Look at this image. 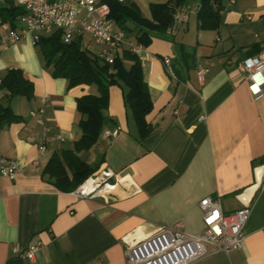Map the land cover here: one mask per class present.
Here are the masks:
<instances>
[{
	"label": "crops",
	"instance_id": "1",
	"mask_svg": "<svg viewBox=\"0 0 264 264\" xmlns=\"http://www.w3.org/2000/svg\"><path fill=\"white\" fill-rule=\"evenodd\" d=\"M126 1L151 18L150 4L167 0ZM184 5L186 16L174 31H148L149 41L142 44L139 60L152 102L145 118L152 131L141 140L120 87L109 86L102 131L79 156L90 165L101 160L96 171L109 168L125 182L92 198L61 191L40 173L53 153L71 148L79 137L76 98L96 94L97 87L67 89L64 78L43 67L29 34L6 44L9 24H0V76L20 68L33 83L31 99L7 101L21 119L0 128V156L17 167L12 179L0 174V264H126L122 236L175 222L188 234L199 232V201L205 196L218 200L224 213L249 205L244 239L229 253L207 245V253L189 264H264V86L255 98L239 68L249 57L264 60V0H222L217 29L198 27L199 0ZM86 36L82 41L90 48L93 40ZM252 45L260 49L249 50ZM197 65L208 69L201 81ZM3 95L0 90L5 100ZM42 105L41 113L30 114ZM105 129L117 133L107 138ZM31 242L40 243L35 262L13 253V245Z\"/></svg>",
	"mask_w": 264,
	"mask_h": 264
},
{
	"label": "built area",
	"instance_id": "2",
	"mask_svg": "<svg viewBox=\"0 0 264 264\" xmlns=\"http://www.w3.org/2000/svg\"><path fill=\"white\" fill-rule=\"evenodd\" d=\"M23 10L15 17L19 27L7 26L4 42L13 44L23 35L29 34L31 42L36 45L43 35L58 30L60 39L71 42L76 36L88 34L97 45V54L105 62L111 63L118 52L125 48L140 57L144 50L142 43L127 38L125 32L114 26L109 16L110 8L107 0H12ZM123 2L124 0H117ZM235 0H229L233 3ZM187 7H177L172 16V24L168 28L174 31L177 25L184 20ZM0 24H3L0 22ZM166 71L171 73L170 58L163 57ZM239 68L245 72L248 79V88L255 98L261 96L264 86V60L259 57L244 59ZM208 71L207 67L197 65L196 74L201 81ZM47 96L42 98V104ZM43 105L36 115L43 111ZM39 123L42 120L38 119ZM117 130L105 129L103 135H116ZM39 152L44 154L45 146H39ZM17 167L12 160L0 156V174L13 178ZM125 180L117 177L109 168L95 171L84 179L73 191L79 197H96L111 194L117 186H124ZM126 190L130 187L126 186ZM203 228L194 234L183 230L180 222L172 225H160L153 232L141 235L133 230L121 240L125 244L126 264H189L207 253V245L214 247V251L229 253L242 247L244 239L243 226L246 222L249 205L243 204L232 212L224 213L218 200L205 196L199 201ZM39 242H31L20 248L13 245V253L35 262V254L39 249Z\"/></svg>",
	"mask_w": 264,
	"mask_h": 264
},
{
	"label": "trees",
	"instance_id": "3",
	"mask_svg": "<svg viewBox=\"0 0 264 264\" xmlns=\"http://www.w3.org/2000/svg\"><path fill=\"white\" fill-rule=\"evenodd\" d=\"M110 13L125 34L133 35L136 41L146 45L149 41L148 31L164 33L172 24L175 9L184 5L185 0H167L164 3L150 4L151 18L142 16L139 11L126 0H107ZM222 0H199L197 8V22L200 29H217L221 23ZM21 7L11 0L0 9V22L15 25V17L22 13ZM130 22L134 27H128ZM126 35V36H127ZM36 48L45 69L52 77H62L69 89L79 84H94L96 94H84L76 98V110L80 115L77 127L79 137L71 148H64L59 153H53L41 169V177L65 192L74 190L84 179L94 173L99 162L90 165L79 156L87 151L97 140L102 131L108 107L109 86L120 87L123 103L127 113L133 120L136 138L141 140L152 131V126L145 116L151 111L152 102L147 85L143 80L139 57L122 48L113 62L103 61L97 50L87 47L81 35L71 42L65 43L60 39L58 30L43 35L36 44ZM260 47L252 45L249 50ZM129 61L126 65L124 61ZM0 90L5 100L0 97V128L12 122L19 121L7 102L12 97H33V83L20 68L7 69L0 76Z\"/></svg>",
	"mask_w": 264,
	"mask_h": 264
},
{
	"label": "rangeland",
	"instance_id": "4",
	"mask_svg": "<svg viewBox=\"0 0 264 264\" xmlns=\"http://www.w3.org/2000/svg\"><path fill=\"white\" fill-rule=\"evenodd\" d=\"M87 35H88V34H87ZM86 37H89V35L86 36ZM90 48H91L92 50H95V51H96L97 46H96V44H95L94 42L90 41Z\"/></svg>",
	"mask_w": 264,
	"mask_h": 264
},
{
	"label": "water",
	"instance_id": "5",
	"mask_svg": "<svg viewBox=\"0 0 264 264\" xmlns=\"http://www.w3.org/2000/svg\"><path fill=\"white\" fill-rule=\"evenodd\" d=\"M3 4H4L3 0H0V9L4 7Z\"/></svg>",
	"mask_w": 264,
	"mask_h": 264
},
{
	"label": "bare ground",
	"instance_id": "6",
	"mask_svg": "<svg viewBox=\"0 0 264 264\" xmlns=\"http://www.w3.org/2000/svg\"><path fill=\"white\" fill-rule=\"evenodd\" d=\"M261 169L263 170V168L261 167Z\"/></svg>",
	"mask_w": 264,
	"mask_h": 264
}]
</instances>
